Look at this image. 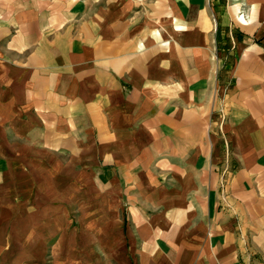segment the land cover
<instances>
[{"label":"crops","instance_id":"1","mask_svg":"<svg viewBox=\"0 0 264 264\" xmlns=\"http://www.w3.org/2000/svg\"><path fill=\"white\" fill-rule=\"evenodd\" d=\"M212 1L0 0V264H264V0Z\"/></svg>","mask_w":264,"mask_h":264},{"label":"rangeland","instance_id":"2","mask_svg":"<svg viewBox=\"0 0 264 264\" xmlns=\"http://www.w3.org/2000/svg\"><path fill=\"white\" fill-rule=\"evenodd\" d=\"M216 1H218V3H221V4H226L227 2H231L230 4H233V6L236 8L240 7L243 5V0H231V1H227V0H213L212 3H215ZM244 17V16H243ZM245 19V18H243ZM214 22H215V25H217V22H216V18L214 19Z\"/></svg>","mask_w":264,"mask_h":264},{"label":"built area","instance_id":"3","mask_svg":"<svg viewBox=\"0 0 264 264\" xmlns=\"http://www.w3.org/2000/svg\"><path fill=\"white\" fill-rule=\"evenodd\" d=\"M224 116V115H223Z\"/></svg>","mask_w":264,"mask_h":264}]
</instances>
